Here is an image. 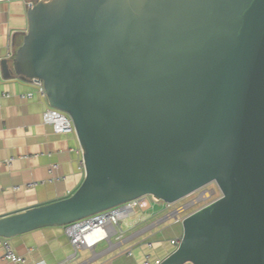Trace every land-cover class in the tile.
I'll use <instances>...</instances> for the list:
<instances>
[{"label":"water","instance_id":"water-1","mask_svg":"<svg viewBox=\"0 0 264 264\" xmlns=\"http://www.w3.org/2000/svg\"><path fill=\"white\" fill-rule=\"evenodd\" d=\"M28 20L3 75L44 82L84 176L0 217V236L215 182L159 264H264V0H31Z\"/></svg>","mask_w":264,"mask_h":264},{"label":"crops","instance_id":"crops-1","mask_svg":"<svg viewBox=\"0 0 264 264\" xmlns=\"http://www.w3.org/2000/svg\"><path fill=\"white\" fill-rule=\"evenodd\" d=\"M31 0H0V217L67 196L84 176L81 148L75 134L56 133L44 122L47 104L39 95L23 99L32 90L16 74L5 78L1 61L13 70L12 55L29 27ZM11 160V161H10ZM121 219L118 232L72 258L70 224L38 228L9 238L24 264H156L168 256L183 233L173 210L156 209L158 200ZM132 253H129V251ZM0 264H15L4 257ZM191 264V263H186Z\"/></svg>","mask_w":264,"mask_h":264},{"label":"built area","instance_id":"built-area-1","mask_svg":"<svg viewBox=\"0 0 264 264\" xmlns=\"http://www.w3.org/2000/svg\"><path fill=\"white\" fill-rule=\"evenodd\" d=\"M13 56L14 54L12 55V58ZM28 82L33 89L25 93H21L19 95L21 98L32 99L36 95H39L42 98L47 96L45 85L42 80L33 78ZM43 119L45 123L52 126L56 133L75 134L76 136V130L72 118L65 111L47 105L45 111L43 112ZM198 190L197 196L193 198L188 204L182 206V208L203 198L207 199L215 194V189L208 187H201ZM148 196L149 195L136 198L117 207L100 211L70 224V239L74 246V253L71 257L74 258L83 247H92L99 241L104 240L110 235L118 232V227L120 226V221L122 218L135 214L137 210L149 206ZM151 198L156 201L153 196H151ZM169 204L170 203H167V205ZM180 211V209L176 210L177 213ZM178 242L179 239H172V243L174 245H176ZM0 246L4 248V257L6 259L14 262L15 264H24L26 262V258L14 250L9 239L4 240L0 236ZM129 253H132V251L130 250ZM147 257L146 263L151 264L149 261L150 257ZM159 263L160 261H158L156 264ZM36 264L44 263L37 262Z\"/></svg>","mask_w":264,"mask_h":264},{"label":"rangeland","instance_id":"rangeland-1","mask_svg":"<svg viewBox=\"0 0 264 264\" xmlns=\"http://www.w3.org/2000/svg\"><path fill=\"white\" fill-rule=\"evenodd\" d=\"M203 187H208V188H211V189H215V194L212 195L211 197L209 198H203L201 200H198L196 201L195 203H192L186 207H183L182 206H185L186 204H188L193 198H195L198 194V191L199 190H196L194 192H192L191 194L181 198L180 200L174 202V203H171V205L169 207H166L167 206V203L160 200V201H157V206H155V208L158 210V209H163V207H166V212L169 211L170 209L173 210V212L175 213L176 210L180 209L181 211L180 212H176V215L175 217H173L174 219H184L187 215L191 214L192 212H194L195 210L201 208L202 206H204L205 204L215 200L218 196H220L221 192H220V189L218 188V185L215 183V182H211V183H208L206 184L205 186ZM148 200L150 202V205L152 204V200H151V195L148 196ZM139 211V210H138Z\"/></svg>","mask_w":264,"mask_h":264}]
</instances>
